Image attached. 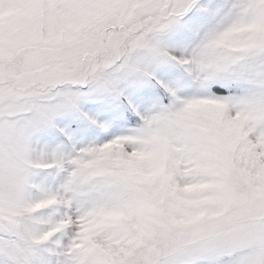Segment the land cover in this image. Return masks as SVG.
<instances>
[{
    "label": "snow or ice",
    "instance_id": "snow-or-ice-1",
    "mask_svg": "<svg viewBox=\"0 0 264 264\" xmlns=\"http://www.w3.org/2000/svg\"><path fill=\"white\" fill-rule=\"evenodd\" d=\"M0 264H264V0H0Z\"/></svg>",
    "mask_w": 264,
    "mask_h": 264
}]
</instances>
